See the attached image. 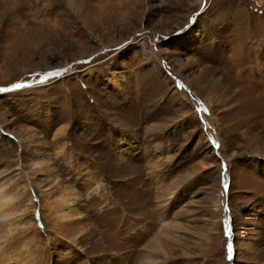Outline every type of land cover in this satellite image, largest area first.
Here are the masks:
<instances>
[{
  "label": "rangeland",
  "instance_id": "rangeland-1",
  "mask_svg": "<svg viewBox=\"0 0 264 264\" xmlns=\"http://www.w3.org/2000/svg\"><path fill=\"white\" fill-rule=\"evenodd\" d=\"M0 189V264H264V0H0Z\"/></svg>",
  "mask_w": 264,
  "mask_h": 264
},
{
  "label": "bare ground",
  "instance_id": "bare-ground-1",
  "mask_svg": "<svg viewBox=\"0 0 264 264\" xmlns=\"http://www.w3.org/2000/svg\"><path fill=\"white\" fill-rule=\"evenodd\" d=\"M218 86H220L218 84ZM221 87V86H220ZM215 88H218L217 86ZM214 88V89H215ZM19 144L21 145L22 142L20 141ZM38 156V155H37ZM28 161H30L32 163V166H33V173H32V176H34L35 173L39 172L41 169H40V165H42V161L41 159H38V157L36 159H34L33 155L30 154L28 157H27ZM31 174V173H30ZM28 177H29V174H27ZM26 189V188H25ZM24 190V189H23ZM21 191V190H20ZM27 191V190H26ZM25 191V192H26ZM74 189L71 188V189H67V188H64V189H61L59 191V196L58 198H56L54 201L52 202H48L49 205L48 207L50 206L51 209L49 210L50 211V214L52 216V222L54 223L55 225V231L56 233H60L64 228H69V227H72L74 224H76V222H74L73 220H75L74 218H79L80 217V214L78 211H73L70 209V200H69V197L71 196L74 197ZM21 193V192H20ZM20 193H19V196H20ZM18 193H16L17 195ZM7 192L4 191L3 189H0V207L1 205L4 203V201L6 202V198H7ZM24 196H27L24 194ZM29 196V195H28ZM23 197V196H22ZM10 198H14L12 195L10 196ZM19 198V197H17ZM17 198H15L17 200ZM24 198H27V197H24ZM23 198V199H24ZM9 199V198H8ZM7 199V200H8ZM28 202L29 204V208L28 209H32L33 210V204H32V201L30 198H28L27 200H25ZM219 202L217 201V206H218ZM26 209V210H28ZM20 211V210H19ZM24 211V210H23ZM22 211V212H23ZM21 212V213H22ZM75 212V213H73ZM0 216L1 217H8V215H6L4 213V210H1L0 209ZM70 230V229H69ZM78 232H76V234L73 235L72 237V241H75V239L78 237L77 236ZM67 238V237H66ZM16 254V253H15ZM8 260V259H7ZM11 263V262H10ZM9 263V264H10ZM149 264V263H148Z\"/></svg>",
  "mask_w": 264,
  "mask_h": 264
},
{
  "label": "snow or ice",
  "instance_id": "snow-or-ice-1",
  "mask_svg": "<svg viewBox=\"0 0 264 264\" xmlns=\"http://www.w3.org/2000/svg\"><path fill=\"white\" fill-rule=\"evenodd\" d=\"M48 75L51 77L57 75V73H49ZM229 251L231 252V245H229Z\"/></svg>",
  "mask_w": 264,
  "mask_h": 264
}]
</instances>
